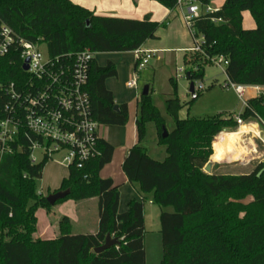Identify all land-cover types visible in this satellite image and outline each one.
<instances>
[{
    "label": "trees",
    "instance_id": "obj_1",
    "mask_svg": "<svg viewBox=\"0 0 264 264\" xmlns=\"http://www.w3.org/2000/svg\"><path fill=\"white\" fill-rule=\"evenodd\" d=\"M156 1L169 10L175 6V0ZM244 11H249L254 28H243ZM0 23L27 41H40L50 56L83 48L94 53L133 51L155 38L156 30L165 25L151 20L149 14L141 19L100 16L70 0H0ZM192 28L203 43L201 51H190L189 57H183L189 82L194 84L203 78L206 61L222 56L227 61V83L264 87V0H223L218 10L194 18ZM116 74L111 61L100 66L93 59L85 89L92 119L104 125L124 126L127 105L119 104L114 109L113 94L105 86V81ZM24 79L14 52L0 58L2 86ZM169 80L172 92L164 108L173 119V128L162 137L164 119L152 103L149 88L146 95L139 92L136 142L121 164L127 181L136 184L141 194H150L152 204L172 208L170 212L161 210L158 216V264H264V160L245 173H219L217 164L206 173L203 168L212 154L214 137L235 129V117L218 114L179 118L182 105L173 78ZM195 98L190 97L188 103ZM6 100L0 88V115ZM263 100L264 95L246 99L237 116L264 125ZM149 120L155 122L157 142L164 146L161 160L152 158L140 145L145 136L144 123ZM21 144L20 152L0 159V264H145L142 199L129 200L126 209L119 211L118 187L111 178L99 176L111 161V144L100 139L99 155L82 168L69 166L54 190L69 189V194L54 205L67 199L97 198L95 233L72 234L71 222L63 216L57 235L49 239L33 237L37 209L54 206L34 188L48 159L32 163L29 141L22 140ZM106 235L116 238L117 243L95 253L94 248Z\"/></svg>",
    "mask_w": 264,
    "mask_h": 264
},
{
    "label": "built area",
    "instance_id": "obj_2",
    "mask_svg": "<svg viewBox=\"0 0 264 264\" xmlns=\"http://www.w3.org/2000/svg\"><path fill=\"white\" fill-rule=\"evenodd\" d=\"M219 6L212 7L200 0H175L174 8L178 10L193 39L189 51H201L203 43L201 37L197 40L194 35L192 20L218 10ZM212 21L216 22L215 19ZM41 44L40 41L25 40L0 23V58L14 52L25 74V79L20 83L0 84L7 96L0 115V159L3 155L20 152L22 140H28L29 159L32 163H36L33 151L39 149L42 158L50 159L56 153L61 156L57 161L60 165L82 168L86 161L99 155L97 143L101 139L100 128L104 125L90 116L89 96L85 89L89 66L95 53L89 48H83L74 53L50 56L46 51L41 52ZM132 52L135 59L134 76L126 82V87L136 89L137 74L160 51L139 47ZM210 60L224 72L227 61L222 56ZM23 64L27 65L26 70L22 68ZM184 73L183 68L176 67L173 79ZM226 86L231 87L242 99L246 86L225 82ZM250 87L256 95H264V87ZM202 88L201 83H194L192 91H188L189 96L196 97ZM245 104L246 100L243 99L242 106ZM235 120L237 126L243 123L238 116H235ZM261 126L264 130V125ZM257 138L264 146V136L257 135Z\"/></svg>",
    "mask_w": 264,
    "mask_h": 264
},
{
    "label": "rangeland",
    "instance_id": "obj_3",
    "mask_svg": "<svg viewBox=\"0 0 264 264\" xmlns=\"http://www.w3.org/2000/svg\"><path fill=\"white\" fill-rule=\"evenodd\" d=\"M77 5H83L86 3L93 2L94 0H70ZM222 0H210L208 4L212 7L220 5ZM242 26L246 29L254 28V22L250 16L249 11H244L242 13ZM187 34L188 40L193 46V39L188 31L187 27L184 25ZM199 40V37L196 38ZM41 52L45 53L46 48L44 44L40 45ZM183 51L175 52L173 49L171 52L165 54V59L162 62L158 61V64H154L152 60L149 65L143 69L141 77L138 80V89L141 91L142 87L145 84L150 86V95L153 105L157 107L159 113L164 119L165 130H171L173 128V119L169 116L164 108L165 99L170 97L172 92V84L170 83L169 78L174 77V71L176 67L186 68L183 61ZM191 52L186 53V57H189ZM95 58L98 62L103 63L102 56L95 55ZM204 74L201 80L194 81V83H201L203 88L199 90V95L189 104V80L185 77V73L177 79H173L176 86V95L181 103V108L178 111L179 118L192 117V118H205L218 114L224 116L231 115L232 117L237 116L243 106L242 100H246L247 97L253 92L248 89L243 94L242 99L238 97L235 91L229 87H224L226 82V76L222 71V68L212 62L211 60L206 61L203 64ZM112 79L108 80L107 84L112 86ZM213 84V85H212ZM210 85H212L210 87ZM210 87V88H209ZM138 117V113H137ZM260 126L261 123L257 121ZM133 117L131 116L127 123L124 125L125 129H132ZM262 127V126H261ZM145 136L141 140L140 145L146 148L147 153L157 160H161L165 156L164 146L159 144L158 136L155 130V122L152 120L146 121L144 123ZM102 129V128H101ZM236 130L232 129L231 131ZM216 139V137H214ZM214 140V139H213ZM261 145V143L259 142ZM262 146V145H261ZM264 149V146H262ZM33 156L36 157V162L41 161L42 155L39 149L33 151ZM61 159L59 154L53 153L52 157L48 159L44 165L41 178L34 181V188L36 192L43 193L44 196L48 195L51 192H48V189L55 184V182H61L62 178L67 173V168L60 165L57 161ZM218 170V171H217ZM216 172L219 173H245L250 170V167L246 168H226V169H217ZM132 184L122 189V200L119 206L121 211H124L127 206L128 199H142L143 201V213L145 215L144 219V229H145V264H158L161 257V244L159 241V221L158 216L161 210L170 212L172 208L170 206L160 208L155 204H152L150 201L149 194H141L135 188H132ZM135 185V184H133ZM48 192V193H47ZM143 197V198H142ZM89 199V198H88ZM87 200V199H86ZM97 198L92 201H74L72 199H67L56 205L50 207L46 210L43 208L37 209L36 215V231L33 234V237L40 238H49L53 231L58 232V223L53 225V218L67 214L74 218L76 215L81 216V213L85 214L84 223L86 227L78 229L82 225V221L78 222L71 226L70 232H79L86 231L92 232L96 227L98 209H97ZM83 207H85L83 209ZM86 218V219H85ZM50 222H52L50 224ZM94 225V227H93Z\"/></svg>",
    "mask_w": 264,
    "mask_h": 264
},
{
    "label": "crops",
    "instance_id": "obj_4",
    "mask_svg": "<svg viewBox=\"0 0 264 264\" xmlns=\"http://www.w3.org/2000/svg\"><path fill=\"white\" fill-rule=\"evenodd\" d=\"M84 5L85 6L83 5L81 6L93 11L95 14L100 16L141 19L145 14H149L151 20L156 21L158 23H164L165 25L163 27H159L156 30L155 38L147 39L141 45V48L143 49H156L160 51L157 57L152 60L154 64H158V61L159 62L164 61L165 54L171 52L172 49L175 52L183 51L184 53L182 58L184 57V55H186V53L190 52L189 49L192 46L188 40L187 31L184 27V23L181 18V15L179 14L178 10L175 8L169 10L156 0H94L93 2L87 4L85 3ZM95 55L102 56L103 63L98 62V60L94 57V60L100 66L104 65L106 61H111L114 64L117 74L115 77L108 78L105 81V86L108 90L112 92L115 104L119 105L124 103L127 105L128 120L130 119L131 116L133 117V124L131 130L125 129V126H112V125H102L101 127L102 129L100 128L101 139L111 144L114 150L111 161L103 166V168L99 172V176L101 178H111L113 184L118 187V191H119L118 209H119L122 200V189L128 186V184H132L131 185L132 188L138 190L136 184L133 185L134 183H130L127 181L126 177L124 176L121 170L122 161L129 147L136 142L135 120L137 117V97L139 94V89L138 86L136 89H130L126 87V82L131 80L134 76L135 59L132 51L102 52V53H95ZM142 71L137 74V85H138V80L141 77ZM110 79L113 80L112 86H109L107 84L108 80ZM147 85L150 90L149 84ZM248 89L252 90L253 92L247 97V99L257 96L256 92L250 86H246L244 93ZM242 125L251 126V130L246 133L239 134L237 145L240 148V150H242L243 152L240 158L232 159V156H227L225 159L215 160L213 155H214V148L216 141L214 144V148L212 141L211 144L212 154L209 158V161L212 164L211 169L216 164L218 165V167L215 170L226 169V168H237V167L251 168L255 163L264 160V149L259 144V140L257 138V135L264 136L263 128L255 120L243 121V123L240 126ZM240 126H237L236 130L233 131L224 130L221 132H236L238 131ZM59 186H60V182H55V184H53V186L48 189V192L56 190ZM95 198L96 197L89 198L87 200L83 199V200L89 202L94 200ZM129 200H131V198L127 200V203ZM84 208L85 207H83V209ZM119 211L121 210L119 209ZM63 216H66L70 220L71 226H73L74 224H77L78 222L84 220V217L86 215L81 213V216L76 215L74 218H72L67 214H63L61 217ZM60 219L61 218L57 216L53 218V220L51 221L53 222V225H55L60 221ZM144 219H145V215L143 213V222ZM52 222H50V224ZM97 223H98V217H97L96 227L92 232H86L81 230L79 232H71V233L72 234L95 233L97 229ZM86 224L87 223H84V221H82V225H80L78 229L86 227ZM56 235L57 233L53 231L51 237L49 238H54ZM36 238H40V237H36ZM49 238H41V239H49Z\"/></svg>",
    "mask_w": 264,
    "mask_h": 264
},
{
    "label": "bare ground",
    "instance_id": "obj_5",
    "mask_svg": "<svg viewBox=\"0 0 264 264\" xmlns=\"http://www.w3.org/2000/svg\"><path fill=\"white\" fill-rule=\"evenodd\" d=\"M251 130V126L242 125L236 132H220L216 135V144L214 148V158L225 159L232 156V159L240 158L243 153L237 145L240 133H246Z\"/></svg>",
    "mask_w": 264,
    "mask_h": 264
},
{
    "label": "water",
    "instance_id": "obj_6",
    "mask_svg": "<svg viewBox=\"0 0 264 264\" xmlns=\"http://www.w3.org/2000/svg\"><path fill=\"white\" fill-rule=\"evenodd\" d=\"M207 1H210V0H207ZM22 68H23L24 70H26V69H27V65H26V64H23ZM185 77H186V76H185ZM148 88H149L148 85L145 84V85L142 87V89H141V94H142V95H146V94L148 93ZM192 89H193V83L190 82V83H189V92H191ZM117 108H118V105L115 104V105H114V109H117ZM165 135H166V130H165V128H162V137H165ZM211 166H212L211 162L208 161V162L206 163V165L204 166L203 170H204L206 173H209V172L211 171ZM68 194H69V189H68V188H67V189H64V190H57V191L51 192V193H49L48 195H46V196H45V200H46V202H47L49 205H54L57 201L63 199V198L66 197ZM116 243H117V239H116V238H111L109 235H106V237H105V239H104V242H103L100 246L94 248L93 251H94L95 253H100V252H102V251L108 249L110 246L115 245Z\"/></svg>",
    "mask_w": 264,
    "mask_h": 264
}]
</instances>
